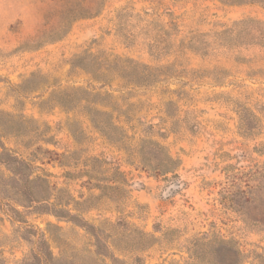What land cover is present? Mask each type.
I'll return each instance as SVG.
<instances>
[{
	"label": "rangeland",
	"instance_id": "obj_1",
	"mask_svg": "<svg viewBox=\"0 0 264 264\" xmlns=\"http://www.w3.org/2000/svg\"><path fill=\"white\" fill-rule=\"evenodd\" d=\"M74 89L115 137L87 108L54 104ZM143 140L176 170L145 168ZM0 142L88 199L81 216L126 264H264L263 185L253 200L248 178L264 163V0H0ZM17 208L0 204V264L42 235L54 255L95 264L84 228Z\"/></svg>",
	"mask_w": 264,
	"mask_h": 264
},
{
	"label": "trees",
	"instance_id": "obj_2",
	"mask_svg": "<svg viewBox=\"0 0 264 264\" xmlns=\"http://www.w3.org/2000/svg\"><path fill=\"white\" fill-rule=\"evenodd\" d=\"M88 96L89 92L86 90L74 89L71 93L64 92L57 96L58 100H54V104L70 108L78 106L87 108L89 116L95 115V117L91 119L94 126L110 138L115 137L112 131L119 130V127L111 120H103L100 118V116H109V114L105 111L92 108L89 105L90 100ZM0 148L2 149L0 152V164H3L9 172L8 175L3 174L0 176L1 205L10 207V210L18 216L20 215V211L17 207H32L37 211L53 214L59 220L66 219L67 221H71L76 226L84 228L94 240L93 246H95V249L93 253L98 257L95 264H126L125 261L111 253L107 244L102 242L103 238L100 228L88 224L81 216L80 212L85 210L83 207L87 204L88 199L76 200L64 189L56 188L50 183L46 176H33L32 169L28 163L10 154L1 142ZM139 154L145 168L156 174L173 172L179 165V160L173 158L162 145L151 140H143L141 142ZM248 178L250 182H253L250 185L251 193H253V200L258 197L255 193L258 180L259 178L262 180L263 187L258 199V206L262 208L263 212H257L256 217L260 219L256 221L252 219V221L253 224L256 225L258 223L264 224V163L249 170ZM109 188L113 190L122 189L126 192L124 182H119L117 185L110 186ZM10 200L16 204V207L11 206ZM117 224L118 223H115L114 225ZM32 236H35V234ZM31 244L33 247L37 245L38 248H32L29 256L23 259L20 264H72L71 262H73L71 259L65 257L62 252L60 256L54 255L43 235L41 239H39V237L38 239L35 238ZM215 244L221 245L224 244V241L218 240ZM226 248L231 250L229 245H226ZM237 255L238 254L235 253V257H237ZM30 259L32 260L31 262ZM106 260H108V262H106ZM234 264L240 263L236 260Z\"/></svg>",
	"mask_w": 264,
	"mask_h": 264
}]
</instances>
